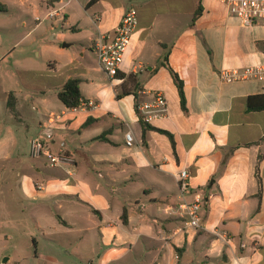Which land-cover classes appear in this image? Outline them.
I'll return each instance as SVG.
<instances>
[{
	"label": "crops",
	"instance_id": "obj_1",
	"mask_svg": "<svg viewBox=\"0 0 264 264\" xmlns=\"http://www.w3.org/2000/svg\"><path fill=\"white\" fill-rule=\"evenodd\" d=\"M76 1L42 0L44 17L35 16L28 30L0 0V177L9 165L23 171L10 193H22L38 213L39 231L56 220L87 236L83 253L79 241L64 245L87 264H264V111L248 110L264 81L220 78L223 70L264 66V18L242 27L218 0ZM131 8L139 24L112 80L94 41L115 34ZM84 31V41L72 37ZM165 55L183 82L185 109ZM70 79L81 80L84 100L97 109L62 103L58 93ZM158 93L168 116L144 136L137 107ZM11 94L17 115L8 107ZM36 137L53 152L64 143L70 163L24 162L18 151ZM185 168L184 199L205 197L196 230L185 228L179 208L177 174Z\"/></svg>",
	"mask_w": 264,
	"mask_h": 264
},
{
	"label": "built area",
	"instance_id": "obj_2",
	"mask_svg": "<svg viewBox=\"0 0 264 264\" xmlns=\"http://www.w3.org/2000/svg\"><path fill=\"white\" fill-rule=\"evenodd\" d=\"M222 3L228 13L239 19L242 27H252L258 20L264 18V0H218ZM58 11L51 12L48 17L53 18L58 15ZM40 21V18H37ZM139 24L138 11L131 8L123 18L121 26L113 35L100 34L94 41L93 49L96 53L99 64L105 73L115 80L121 70L130 46L132 35ZM220 78L226 83H235L241 81L258 80L264 81V66L246 67L244 69H227L220 72ZM84 107L97 109L98 105L89 101L83 103ZM140 120L146 124H151L157 119H163L168 116V101L166 97L158 93L154 100L142 102L137 107ZM56 117L51 116L50 123ZM126 143L133 146L134 136L131 132L126 133ZM30 155L34 159H45L51 168L62 167L70 163L71 158L65 151V144L60 145L58 152H53L47 142L36 137L30 141ZM180 187L181 198L183 201L179 208L186 214L187 220L185 228L198 229L202 220V211L205 206V197L201 193H194L193 200L187 201L185 194L190 188V173L187 168L182 169L177 174ZM39 189H42L40 186Z\"/></svg>",
	"mask_w": 264,
	"mask_h": 264
},
{
	"label": "rangeland",
	"instance_id": "obj_3",
	"mask_svg": "<svg viewBox=\"0 0 264 264\" xmlns=\"http://www.w3.org/2000/svg\"><path fill=\"white\" fill-rule=\"evenodd\" d=\"M7 1L10 5V13L23 16L28 24V30L34 26L35 16L44 17L43 13L41 14L42 9L39 8L42 0H24L23 4L21 0ZM120 1L128 5L124 0ZM74 2L77 1L74 0ZM86 35L84 31L79 35L72 34V37L84 41ZM76 46L78 47L79 44ZM27 145L26 140L25 146L18 152L21 153L22 160L31 165L34 160L30 156V149ZM7 170L5 177H0V264H56L53 263L52 256L58 259V264H87L85 259L75 254L71 256L65 254L68 249H64V245L66 242L79 241L81 253H83L87 248L88 237L84 234L78 236L69 233L56 220H54L56 224L48 223L46 231H39L36 227L38 213L21 198L22 193H10L9 191L14 182L19 179L18 173L23 174L22 166L19 169L16 165H9ZM34 239L37 240V245Z\"/></svg>",
	"mask_w": 264,
	"mask_h": 264
},
{
	"label": "trees",
	"instance_id": "obj_4",
	"mask_svg": "<svg viewBox=\"0 0 264 264\" xmlns=\"http://www.w3.org/2000/svg\"><path fill=\"white\" fill-rule=\"evenodd\" d=\"M95 1L96 0H94L92 2H95ZM2 9H3V7H1V4H0V10H2ZM201 14H202V7L199 6L196 13H195L194 19H193V25L195 24L197 19L201 16ZM167 60H168V55H165L163 65L166 66L167 68H169L170 72L173 74V77L175 79V82L177 84V87L179 89V93L181 96L182 106L185 109L186 108V99H185V94H184L183 82L181 81L179 76L169 67V65H167ZM80 85H81V80L70 79L64 85V87L59 91V93H58L59 99L62 101V103L67 108L76 109V108L81 107L83 105V103L86 102L84 100L82 94H81ZM8 107H9V110L13 114L17 115V111L15 108V99H14L13 94H11L9 97ZM248 110L249 111H264V94L251 96L248 99ZM142 125H143L144 136H145L146 131L148 129H150L151 127H150V124H146L144 122H142ZM99 139L105 140L106 137H105V135H103V136L99 137ZM127 214H128V211L125 210L124 214H123V220L124 221L127 220V217H128Z\"/></svg>",
	"mask_w": 264,
	"mask_h": 264
},
{
	"label": "water",
	"instance_id": "obj_5",
	"mask_svg": "<svg viewBox=\"0 0 264 264\" xmlns=\"http://www.w3.org/2000/svg\"><path fill=\"white\" fill-rule=\"evenodd\" d=\"M64 47H69V45L64 44ZM6 261H8V259Z\"/></svg>",
	"mask_w": 264,
	"mask_h": 264
}]
</instances>
